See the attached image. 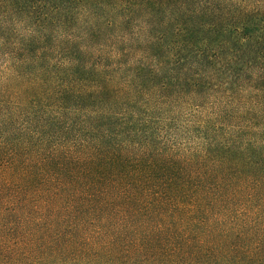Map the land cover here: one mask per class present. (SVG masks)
<instances>
[{
    "label": "trees",
    "instance_id": "trees-1",
    "mask_svg": "<svg viewBox=\"0 0 264 264\" xmlns=\"http://www.w3.org/2000/svg\"><path fill=\"white\" fill-rule=\"evenodd\" d=\"M0 264H264V0H0Z\"/></svg>",
    "mask_w": 264,
    "mask_h": 264
}]
</instances>
